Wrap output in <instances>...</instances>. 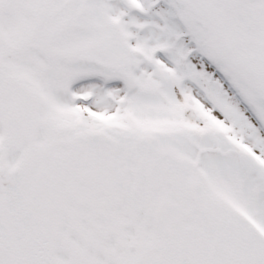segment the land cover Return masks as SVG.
<instances>
[{"label": "snow or ice", "instance_id": "1", "mask_svg": "<svg viewBox=\"0 0 264 264\" xmlns=\"http://www.w3.org/2000/svg\"><path fill=\"white\" fill-rule=\"evenodd\" d=\"M0 264H264V0H0Z\"/></svg>", "mask_w": 264, "mask_h": 264}]
</instances>
